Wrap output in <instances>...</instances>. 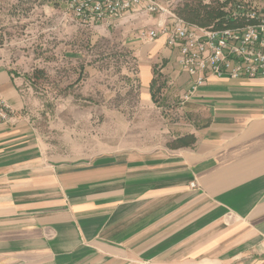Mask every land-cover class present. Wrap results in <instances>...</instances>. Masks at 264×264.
<instances>
[{
    "label": "crops",
    "instance_id": "0c3cea01",
    "mask_svg": "<svg viewBox=\"0 0 264 264\" xmlns=\"http://www.w3.org/2000/svg\"><path fill=\"white\" fill-rule=\"evenodd\" d=\"M139 33L143 94L155 102L165 79L191 145L51 157L0 47V101L12 108L0 123V264H264V78L210 77L182 102L192 78L178 50Z\"/></svg>",
    "mask_w": 264,
    "mask_h": 264
},
{
    "label": "rangeland",
    "instance_id": "374dc122",
    "mask_svg": "<svg viewBox=\"0 0 264 264\" xmlns=\"http://www.w3.org/2000/svg\"><path fill=\"white\" fill-rule=\"evenodd\" d=\"M165 1L178 13L214 0ZM240 1L248 12H264V0ZM159 19L154 13L91 23L77 18L67 0H0V47L25 77V114L51 157L79 162L174 148L187 118L163 77L152 102L139 76L137 34Z\"/></svg>",
    "mask_w": 264,
    "mask_h": 264
},
{
    "label": "built area",
    "instance_id": "2783aa9c",
    "mask_svg": "<svg viewBox=\"0 0 264 264\" xmlns=\"http://www.w3.org/2000/svg\"><path fill=\"white\" fill-rule=\"evenodd\" d=\"M67 3L77 18L91 23H109L141 8L159 13L162 19L156 28L141 30L139 37L150 42L165 36L167 45L178 50L181 68L192 78L182 102L189 101L210 77L264 78V12H247V17L258 19L255 24L214 30L185 21L169 9L165 0H67ZM11 109L6 101H0V123L11 119Z\"/></svg>",
    "mask_w": 264,
    "mask_h": 264
},
{
    "label": "trees",
    "instance_id": "16d2710c",
    "mask_svg": "<svg viewBox=\"0 0 264 264\" xmlns=\"http://www.w3.org/2000/svg\"><path fill=\"white\" fill-rule=\"evenodd\" d=\"M246 6L247 4L240 0H214L205 4L200 3L197 6L185 5L176 14L193 25L214 30L240 28L258 21L257 18L247 17L249 10L246 9ZM195 141L194 134L180 136L175 139L174 148L188 146Z\"/></svg>",
    "mask_w": 264,
    "mask_h": 264
}]
</instances>
